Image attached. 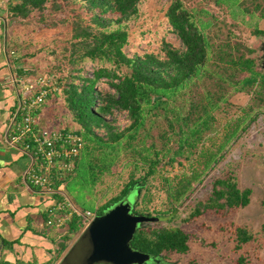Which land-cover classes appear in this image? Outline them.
<instances>
[{"label":"trees","instance_id":"trees-1","mask_svg":"<svg viewBox=\"0 0 264 264\" xmlns=\"http://www.w3.org/2000/svg\"><path fill=\"white\" fill-rule=\"evenodd\" d=\"M141 3L142 0H10L7 5L8 20H27L34 13L46 16L59 9L72 17L71 59L80 63L76 71L58 75V80L73 121L84 136L85 147L75 169L59 182L65 183L66 192L79 208L88 209V193L104 173L117 169L121 154L126 153L133 163L129 180L112 200L97 207V214L138 191L132 215L154 217L150 209L151 187L146 181L163 173L166 160L183 163L182 159L195 157L203 162L202 169L193 161L190 173L175 186L170 182L166 186L168 207L162 213L176 209L175 201L182 203L191 195L194 182L201 181L203 172L224 157L227 144L264 113L263 60H258L253 54L255 48L234 31L225 16L230 12L234 19L244 21L251 34L264 37V28L259 26V20L264 19V0H210L224 9L219 10L221 17L216 10L192 8L186 0H170L166 16L182 45L163 38L158 52H130L129 23L139 17ZM87 59L95 62L90 67L92 73L84 70ZM101 81L113 89L100 88ZM241 91L250 94L243 113L225 126V136L215 147L208 146L211 134L219 129L214 111L229 104L230 97ZM122 114L124 125L119 123ZM166 156L169 158L164 161ZM138 170L142 173L136 176ZM143 189L146 191L141 200L146 208L138 209ZM251 192L250 187L240 188L232 174L218 177L209 197L198 202L185 221L209 209L226 212L246 206ZM55 196L63 198L60 193ZM144 221L138 219L136 223L130 240L133 247L164 263L171 253L189 251L190 232L181 225ZM84 226L83 217L76 213L65 221L58 239L59 255L67 248V240ZM252 238L247 226L238 225L236 247Z\"/></svg>","mask_w":264,"mask_h":264},{"label":"rangeland","instance_id":"rangeland-1","mask_svg":"<svg viewBox=\"0 0 264 264\" xmlns=\"http://www.w3.org/2000/svg\"><path fill=\"white\" fill-rule=\"evenodd\" d=\"M10 0H0V13L7 14V5ZM170 0H142L141 13L136 20L129 23L131 30V41L127 45L130 52L137 51H160V43L163 38H167L176 45H182L180 37L171 29V24L166 16V9ZM190 7H205L208 10H216L221 17L224 9L218 8L210 0H186ZM220 10V11H219ZM225 14L226 18L233 24L235 32L239 33L245 41L251 44L255 51L253 54L258 60H263V50L261 48L264 41L263 36H256L249 32L248 26L239 17L233 18ZM211 16V15H210ZM71 16L64 10H57L55 13L42 16L34 13L30 19L15 21L7 19L9 26L7 34L11 42L9 52L12 61L19 64L25 72L26 77L36 75H50L57 78L56 85L59 89L48 98L44 109L40 114L43 124L58 126H78L73 121L71 110L67 105L62 86L59 84L58 75H66L71 71H76L80 62L73 61L72 39H71ZM259 26L264 28V19L259 20ZM85 71L92 73L91 59L85 61ZM261 67V66H260ZM100 88L113 89L107 82H99ZM250 100V94L241 91L234 93L226 104L214 111L216 124L219 126L217 132L212 133L210 147H215L225 136L226 125L243 113L242 107ZM111 117V116H109ZM120 117L119 123L124 125L126 120L124 114ZM224 157L218 162L211 164L212 168L203 172L202 180L194 182V191L184 201L176 202L177 208L171 209L166 215L162 212L167 209V184L170 182L174 186L186 173L192 171L191 162L195 161L196 167L201 170V161L194 159H182L173 163L167 162L169 156L164 158L162 174L149 177L145 184L151 187L152 201L150 209L154 217L147 218L139 215L143 223L154 225H181L190 232V249L184 253H171L169 259L151 262L148 264H264V113L241 133L239 137L233 138L223 150ZM196 154V153H195ZM193 154L192 156H195ZM201 162V163H200ZM116 170H111L102 175L101 179L88 193L87 208L93 210L96 215L97 207L112 200L119 194L122 187L130 178L133 170V163L129 162L126 153H122L118 160ZM142 171H136V176ZM232 174L238 181L240 188L250 187V202L246 206H241L226 212H216L207 210L191 219L185 221V217L200 201H205L213 190V182L218 177H227ZM147 186L145 188H147ZM66 188V186H65ZM64 188V191L66 192ZM146 189L140 193L138 209H144L145 203L141 198ZM137 192L129 193V199L135 202ZM69 201L76 207L72 196L66 192ZM146 200V199H145ZM81 209V208H79ZM172 216H169V215ZM170 217V218H169ZM238 225H245L253 233V238L245 242L242 247H236V231ZM85 227V226H84ZM83 227V228H84ZM83 228L73 234L68 240V246L62 254H58V260L76 242Z\"/></svg>","mask_w":264,"mask_h":264},{"label":"crops","instance_id":"crops-1","mask_svg":"<svg viewBox=\"0 0 264 264\" xmlns=\"http://www.w3.org/2000/svg\"><path fill=\"white\" fill-rule=\"evenodd\" d=\"M8 26L1 12L0 264H56L63 225L49 224L47 218L51 215L49 208L58 201V197L25 182L23 171L27 157L6 141L8 123L18 101L16 78L27 74L10 56Z\"/></svg>","mask_w":264,"mask_h":264},{"label":"built area","instance_id":"built-area-1","mask_svg":"<svg viewBox=\"0 0 264 264\" xmlns=\"http://www.w3.org/2000/svg\"><path fill=\"white\" fill-rule=\"evenodd\" d=\"M16 82L18 101L8 123L6 141L27 157L23 178L28 185L44 193L63 196L49 208L52 215L47 220L49 224L64 225L76 213L83 217L86 226L96 213L79 209L70 202L64 191L65 183L59 182L75 169L85 147L84 136L77 127H52L40 121L45 103L59 89L57 78L47 74L31 78L21 75ZM66 206H70L69 209Z\"/></svg>","mask_w":264,"mask_h":264},{"label":"water","instance_id":"water-1","mask_svg":"<svg viewBox=\"0 0 264 264\" xmlns=\"http://www.w3.org/2000/svg\"><path fill=\"white\" fill-rule=\"evenodd\" d=\"M261 48L264 51V42ZM132 206V201L126 197L96 215L57 264H148L159 261L160 258L130 243L140 219L132 215Z\"/></svg>","mask_w":264,"mask_h":264},{"label":"flooded vegetation","instance_id":"flooded-vegetation-1","mask_svg":"<svg viewBox=\"0 0 264 264\" xmlns=\"http://www.w3.org/2000/svg\"><path fill=\"white\" fill-rule=\"evenodd\" d=\"M147 264V263H146Z\"/></svg>","mask_w":264,"mask_h":264}]
</instances>
